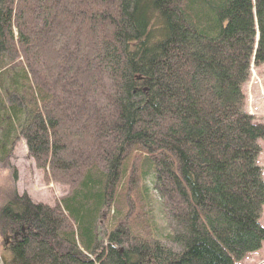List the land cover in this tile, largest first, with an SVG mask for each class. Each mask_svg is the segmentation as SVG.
<instances>
[{"label":"trees","instance_id":"16d2710c","mask_svg":"<svg viewBox=\"0 0 264 264\" xmlns=\"http://www.w3.org/2000/svg\"><path fill=\"white\" fill-rule=\"evenodd\" d=\"M264 0H0L5 264H238L264 246ZM17 235L15 236V234ZM8 240H7V237Z\"/></svg>","mask_w":264,"mask_h":264},{"label":"rangeland","instance_id":"374dc122","mask_svg":"<svg viewBox=\"0 0 264 264\" xmlns=\"http://www.w3.org/2000/svg\"><path fill=\"white\" fill-rule=\"evenodd\" d=\"M256 71L258 72L256 80L252 81L251 76L246 85L247 108L262 121L264 120V66L257 68ZM260 163L264 166V142ZM63 193L61 188L43 179L42 172L37 168L23 138L16 145L10 165H0V208L15 195H26L35 202H46L53 201L54 196ZM261 222L264 225V212ZM3 237H0V250L2 240L5 238ZM239 264H264V246L258 252L246 256Z\"/></svg>","mask_w":264,"mask_h":264},{"label":"bare ground","instance_id":"6f19581e","mask_svg":"<svg viewBox=\"0 0 264 264\" xmlns=\"http://www.w3.org/2000/svg\"><path fill=\"white\" fill-rule=\"evenodd\" d=\"M252 73H253V74H252V81H255L256 78L258 77V72L256 71V69H254ZM250 99H251V97H250ZM252 99H253V98H252Z\"/></svg>","mask_w":264,"mask_h":264},{"label":"water","instance_id":"95a60500","mask_svg":"<svg viewBox=\"0 0 264 264\" xmlns=\"http://www.w3.org/2000/svg\"><path fill=\"white\" fill-rule=\"evenodd\" d=\"M0 264H5L1 255H0Z\"/></svg>","mask_w":264,"mask_h":264}]
</instances>
